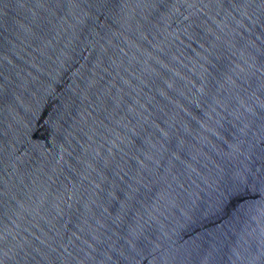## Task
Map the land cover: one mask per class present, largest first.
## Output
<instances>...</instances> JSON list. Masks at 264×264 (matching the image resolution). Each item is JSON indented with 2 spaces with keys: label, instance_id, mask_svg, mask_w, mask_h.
Masks as SVG:
<instances>
[{
  "label": "water",
  "instance_id": "obj_1",
  "mask_svg": "<svg viewBox=\"0 0 264 264\" xmlns=\"http://www.w3.org/2000/svg\"><path fill=\"white\" fill-rule=\"evenodd\" d=\"M262 13L0 0V264H264Z\"/></svg>",
  "mask_w": 264,
  "mask_h": 264
},
{
  "label": "snow or ice",
  "instance_id": "obj_2",
  "mask_svg": "<svg viewBox=\"0 0 264 264\" xmlns=\"http://www.w3.org/2000/svg\"><path fill=\"white\" fill-rule=\"evenodd\" d=\"M165 2H169V0H165ZM224 2L231 3L233 5L242 3L243 0H224ZM245 23H247V29L244 28V24H241L240 27L246 33L248 29H252L253 39L252 44L250 46L255 47L257 44L261 49H264V40L260 39V37H264V13L260 15L258 20H253L251 16L245 14ZM259 30L260 37H255V32ZM2 37H0V50H2ZM210 55V54H209ZM71 205H69V209ZM83 234V233H82ZM46 237L45 240H41L39 237L35 238L34 243L38 244L40 247L39 251H47L51 244L55 243L57 248H60L63 252H65L68 256L72 255V252H77V245L86 246L91 250V245L87 244V240H81L80 236H77L75 232H69L67 227L65 226V231L63 234L55 235L51 240H48ZM67 245V247H65ZM2 247V245H0ZM71 249V251H69ZM55 251V249H53ZM80 251H83V247L80 248ZM79 254V252H77Z\"/></svg>",
  "mask_w": 264,
  "mask_h": 264
}]
</instances>
